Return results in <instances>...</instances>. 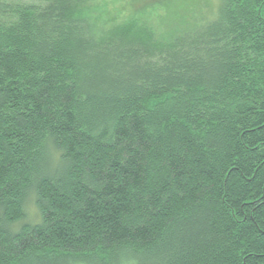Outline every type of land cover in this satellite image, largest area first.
<instances>
[{
    "label": "trees",
    "instance_id": "16d2710c",
    "mask_svg": "<svg viewBox=\"0 0 264 264\" xmlns=\"http://www.w3.org/2000/svg\"><path fill=\"white\" fill-rule=\"evenodd\" d=\"M96 1L0 0V264H264V0Z\"/></svg>",
    "mask_w": 264,
    "mask_h": 264
},
{
    "label": "rangeland",
    "instance_id": "374dc122",
    "mask_svg": "<svg viewBox=\"0 0 264 264\" xmlns=\"http://www.w3.org/2000/svg\"><path fill=\"white\" fill-rule=\"evenodd\" d=\"M138 1H142V0H138ZM149 2L152 1V0H148ZM97 4H102V3H105L107 5V10L110 14H118V17L120 15H122L124 13V8H121V4L123 5L124 4V0H97L96 1ZM210 3L213 5H216V0H210ZM123 9V10H122ZM127 13V11H126ZM29 206V208H28ZM27 208H28V212H29V216L30 214H34L35 213V210L33 208L32 205H28ZM30 220V219H29Z\"/></svg>",
    "mask_w": 264,
    "mask_h": 264
}]
</instances>
